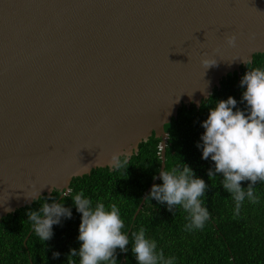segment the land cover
Masks as SVG:
<instances>
[{
	"label": "water",
	"instance_id": "1",
	"mask_svg": "<svg viewBox=\"0 0 264 264\" xmlns=\"http://www.w3.org/2000/svg\"><path fill=\"white\" fill-rule=\"evenodd\" d=\"M256 53L264 0H0V220L152 134L165 170V125Z\"/></svg>",
	"mask_w": 264,
	"mask_h": 264
},
{
	"label": "trees",
	"instance_id": "2",
	"mask_svg": "<svg viewBox=\"0 0 264 264\" xmlns=\"http://www.w3.org/2000/svg\"><path fill=\"white\" fill-rule=\"evenodd\" d=\"M264 69V53H256L248 65H241V73H229L221 79L220 85L200 105L183 104L178 115L165 125L169 133L166 148V168L183 167V163L192 168L198 178L208 184L203 205L207 207L210 218L202 230L186 231L187 213L174 207L169 211L166 204L155 199H147L136 217H134L144 194L150 187L153 176L161 169V138L152 134L147 141L140 143L139 152L127 159L124 168L113 170L110 167H98L89 174L75 177L68 197L60 199L61 192L54 189L51 194H43L32 204L16 209L0 220V264H67L71 249L79 250V225L82 214L73 205L72 197L83 192L85 198L93 202H103L108 208L115 204L119 209L125 227L122 231L129 236L127 252L116 251L118 264H137L132 254V231L143 227L146 238L155 240L157 251L163 249L165 257H175L174 264H264V183L257 182L256 194L259 203L245 200L239 217L233 218L234 201L221 184L222 176L208 177V170L214 169V162L204 160L201 137L205 132L203 122L217 101L229 96L237 100L235 110L246 111V102L242 100V77L249 69ZM159 179L156 184H162ZM250 181L242 182L247 188ZM51 197L52 199H48ZM47 199L48 203L59 200L72 211L71 218H62L61 223L53 225V237L42 241L28 221L29 210H39ZM59 252V258L53 253ZM79 264V257L73 258Z\"/></svg>",
	"mask_w": 264,
	"mask_h": 264
},
{
	"label": "clouds",
	"instance_id": "3",
	"mask_svg": "<svg viewBox=\"0 0 264 264\" xmlns=\"http://www.w3.org/2000/svg\"><path fill=\"white\" fill-rule=\"evenodd\" d=\"M255 38L256 33H252L250 39ZM226 42L229 47H236V34L227 36ZM201 63L208 69L216 66L217 60L205 56ZM244 63L248 65L250 61L244 60ZM240 86L245 89L242 100L246 102V111H234L237 100L232 96L217 101L202 124L205 132L201 137L202 143L198 144L203 159L210 158L214 162V169L208 170V177L222 176V187L234 201V219L239 217L245 200L252 204L259 203L255 186L257 182L264 183V69L248 68ZM121 155L116 153L111 156L109 165L113 170L126 166L127 159L122 160ZM158 174L163 183L152 186L148 199L166 204L169 211L178 206L187 213L185 230H202L210 218L201 199L208 187L206 181L198 178L192 168L184 163L182 168H166L158 170ZM153 179H157V176H153ZM244 181H250L246 189L241 186ZM71 192L72 189L68 188L63 197H68ZM38 193L29 197L37 201ZM71 199L82 214L78 236L81 245L78 251L71 249L67 264H76L75 257H79V264H118L117 249L127 252L130 241L122 231L125 224L117 206L111 204L106 208L103 202H97L93 207V202L85 198L83 192ZM57 201L53 199L52 203H48L45 199L39 210L27 212V220L31 222L34 233L44 242L53 237V225L60 224L64 217L72 216L71 209ZM131 237V251L137 264H174L175 257H165L163 249L157 251L156 241L146 238L143 227L139 231H132ZM59 256V252L53 253L54 259Z\"/></svg>",
	"mask_w": 264,
	"mask_h": 264
}]
</instances>
